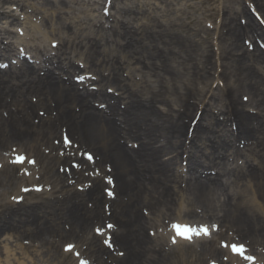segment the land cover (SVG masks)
Here are the masks:
<instances>
[{
    "label": "bare ground",
    "instance_id": "bare-ground-1",
    "mask_svg": "<svg viewBox=\"0 0 264 264\" xmlns=\"http://www.w3.org/2000/svg\"><path fill=\"white\" fill-rule=\"evenodd\" d=\"M248 1L264 17V0ZM18 2L11 0L10 3ZM98 3L104 5L100 0ZM4 13L18 16L14 11ZM240 14L249 15V20H240ZM110 16L103 18L109 20ZM151 16L154 20L144 26L150 30L141 36L138 29L131 25L125 27L115 15L112 33L121 31L122 39L119 36L118 40L102 41L97 39L98 34L101 38L107 35L110 38L113 34L108 33L105 23L96 29L97 24L91 22L95 16L91 13L88 26L80 32L75 31L72 21L59 17L61 29L73 37L69 40L65 36L53 37L61 40L62 48L56 49L55 56L48 55L45 63L27 68L13 65L14 44H3L5 38L0 37V63L9 62L8 67L0 64V233H8L11 238L15 234L24 253L30 248L23 246L24 239L43 236L51 241V247L57 248V238L73 239L64 247L74 242L81 250L85 246L84 252L93 264H170L167 260L170 247L166 250V244L151 235L152 225L147 224L153 221L156 212L171 215L176 209L194 218L196 223L209 219L218 225L212 239L178 245L174 252L179 261H187L191 250L199 259L190 264H203L202 254L204 258L209 256L210 262H221L219 256L226 252L215 246L216 236L227 237L231 232L243 240L248 237L246 240L254 251L264 250V51L259 46L254 51L244 47L250 36L254 41L264 42V26L249 11L242 10L236 15L230 7L223 10L217 58L221 61L219 78L224 86L220 91L222 110L219 109L218 115L207 112L209 108L204 100L197 101L194 109L195 98L184 91L178 66H174L176 62L191 60L186 57L191 49H195L200 59H209L211 52L200 48L194 39L197 29L187 31L179 23L164 21L156 14ZM33 28L43 34L38 26ZM52 32L56 34V29ZM90 34H95L92 40ZM80 37L82 41L78 42ZM29 40L34 42L28 44L29 52L46 51L41 45L51 44L47 37ZM76 47L84 49L89 63L99 73L93 83L99 90H89L86 85L80 89V84L64 77L72 73L63 74L66 65L75 61L67 50ZM178 47L185 59L178 60L175 50ZM110 50L119 54L109 53ZM124 65H135L136 71L153 75L159 89L132 88L135 85L131 76L122 78L114 73L124 71ZM157 66L161 67L162 74ZM105 67L111 73L105 74L103 70L100 74V69ZM230 69L237 82L230 80ZM193 72L196 77L201 74L199 70ZM163 75L167 80L161 84ZM171 80L175 81L172 92ZM111 83L123 98L104 92L106 84ZM248 95L251 96L249 105L244 101ZM95 102L106 104V109H100ZM250 105L257 111L251 112ZM193 110L200 117L197 123L189 119ZM63 133L71 138V144L55 146L54 137H62ZM242 140L244 149L240 147ZM61 147L66 148L65 154L58 152ZM13 151L18 156L29 154L28 158H35V162L13 164L5 157ZM82 151L94 154L96 168L101 166L99 174L94 175L87 169V165L92 166L86 157L79 156ZM185 152L188 154L183 155ZM183 158L187 160L185 167L180 164ZM73 161L79 162V170L84 173L78 167L70 174L60 172V166ZM102 175L113 179L110 189L116 193L115 200L103 192ZM72 178H77L78 183H71ZM88 182L91 184L85 191L73 190V186L78 188ZM28 184L33 189L37 185L52 184V196L33 200L39 193L26 190L24 185ZM236 184L238 188L232 192ZM19 196L23 197L21 203L15 200ZM142 203L147 206L139 212ZM106 219L115 225L113 242L117 251L125 252L123 256L104 246L102 239L106 238L95 234ZM25 235L31 238H20ZM257 252L262 255L261 251ZM67 257L63 251L62 260L56 261L75 264L67 263ZM233 259L239 258L233 255Z\"/></svg>",
    "mask_w": 264,
    "mask_h": 264
},
{
    "label": "rangeland",
    "instance_id": "rangeland-1",
    "mask_svg": "<svg viewBox=\"0 0 264 264\" xmlns=\"http://www.w3.org/2000/svg\"><path fill=\"white\" fill-rule=\"evenodd\" d=\"M55 3L50 2L49 0H20L16 5L10 3V1L6 0H0V37H4V41L10 42L14 44V49L16 51L12 52L17 56L16 54H24L28 56H34L35 59L39 60L43 63H45L47 59V55H50V50L47 51H36L33 50L32 52L30 48L26 47L30 43L31 45L34 44L32 40H29V38H48L51 42L48 45H41L45 46L48 49L54 47V44L52 41L54 39L57 40V42H61V40L57 38H53L55 36H65L67 37V40L71 39L73 37V34L68 32L65 33L63 29H61L60 24H59V17H63L68 21H72L74 23V28L75 31L80 32L85 29L88 26V22L90 17V13L95 16V18L91 21L93 25H96V29H100L102 23H105V25L108 27V33L113 34V22H114V16L116 15L117 17L120 18V20L123 21L125 27H130V25L133 27V29H138L139 33H146L147 30L149 31L150 29H144V26L149 24L150 21H153V17L151 15H159L162 20L164 21H169V22H174V23H179L183 26L184 29L187 31L193 30L194 28L197 29V32L195 31V40H197V44L200 46V48L204 47L205 49L207 48L210 52L211 55L209 59L207 60H202L200 59V56H197L195 49H191L188 52V55L186 54L187 59L191 57V60H186L183 63L176 62L175 65L178 66L179 69V74L182 79V87L185 92L191 94L194 96V109H195V103L200 100H204L205 104L208 106V110L211 114H219V109L222 110L221 106L219 104H222V99H221V92L222 87L224 86L223 81H220L221 79L219 78V73L221 72V67L218 66L219 62H221L219 58V44L221 42V33H220V26H221V21H222V14L223 10L228 7L233 10V12L237 15L238 12L242 10H246L247 12L249 11L254 18L261 23L264 26V17L263 14L260 12H257L253 6V4L250 3V1L247 2V0H100L101 2H104V5L99 4V0H64V2L60 3V0H53ZM251 4L249 6V4ZM31 6L29 8L23 9V7ZM97 6V7H96ZM112 6L114 8H112ZM98 11H94V9H97ZM7 11H14L18 16L16 18L12 16H8L7 14H3V12ZM36 11H40V13L35 14ZM111 14V16H110ZM136 15V19H133V17ZM102 16V17H101ZM103 16H110L109 20H104L105 17ZM240 20L241 19H248L249 20V15H239ZM75 18V19H74ZM127 20L125 21L124 20ZM110 21V22H109ZM251 21V19H250ZM246 23V22H245ZM244 23V24H245ZM34 24H37L43 31V34L36 33L33 29ZM195 26V27H194ZM93 27V26H92ZM193 27V28H192ZM18 28H23L25 32L28 31V35L24 38H21L18 34H13L10 32H18ZM53 29H56V34L52 32ZM181 30L182 31H184ZM10 30V31H9ZM22 30V29H21ZM199 31V33H198ZM186 34V33H185ZM45 35V36H43ZM76 35V34H75ZM116 35V37H114ZM122 32L119 30L116 31L113 36L110 38L105 36L104 38H101L98 34L97 39L99 41L102 40H114V38H117V40L122 39ZM49 36V37H48ZM79 36V35H78ZM90 40L95 37V34H90L89 35ZM78 42L82 41V38H78ZM214 43L215 45L212 46ZM252 42V43H251ZM26 45V46H25ZM263 48L264 49V42L262 40L254 41L253 38L250 36L249 39H246V42L244 44L245 49H250V51H254L257 47ZM206 49V50H207ZM244 49V50H245ZM176 50V56L178 57V60H182L183 57L185 59V54L184 52L178 48ZM213 50V51H212ZM69 55L75 60L74 62H68L69 65L65 67V69L62 71L63 74H68L72 72L70 75H64L65 78L74 80V82H77L80 84V89H84V85L87 86V82L85 81L86 78L92 77V78H99V73L93 68V65L91 62L89 63L88 59L86 58V53L84 49L80 48H75L73 49H68ZM242 52V51H241ZM240 52V53H241ZM109 53L112 54H119L118 51L116 50H110ZM217 54V56H216ZM24 57L23 55H21ZM20 57V56H19ZM199 58L200 61H197V58ZM214 57V58H213ZM218 57V58H217ZM196 58V65H193V61ZM17 60L18 65H22L23 67L27 68L26 66H38L36 62L30 63L26 59H19L15 58ZM35 59L32 58V60L35 61ZM149 59H145V61H148ZM199 63V64H198ZM198 64V66H197ZM74 66V67H72ZM194 67V68H192ZM68 68V69H67ZM136 66L135 65H128L127 69L122 71L121 69L119 71H115V74H118L119 76H122V78H127V76H131L133 80V86L132 88L134 89H141V90H146L150 91L159 89L158 85L159 82L153 78L150 73L147 71L143 70H135ZM103 70L105 71V74L111 73V70L107 69L105 67L100 69V74L103 73ZM158 72L162 74L161 67L157 66ZM195 70H199L201 74L199 76H195L194 72ZM74 71V72H73ZM230 80L232 82H237L236 78L232 77L233 72L230 69ZM229 72V71H228ZM113 73V72H112ZM198 77H201L199 79ZM109 78V77H107ZM162 81L161 84H164L165 81L167 80L166 76L163 75L160 77ZM169 80V79H168ZM92 82V81H91ZM220 82V83H219ZM94 83V81L92 82ZM219 83V84H218ZM170 84L172 86V90L170 89V92L175 91V81L171 80ZM92 88H96L99 90L98 85L96 84H90ZM89 86V87H90ZM150 88V89H147ZM95 90V91H97ZM213 90L214 92H212ZM108 95L113 94L115 97L118 98H123L121 96V92H118L116 88L113 86V84H106V89L104 91ZM209 92V93H208ZM250 97L251 96H245L244 101L248 105L250 104ZM144 97H141L143 99ZM213 99L220 100V102H215ZM248 99V100H247ZM122 104V108L125 107V102L124 100ZM202 102L199 103V105H202ZM99 103V102H97ZM161 107H164L162 105H159ZM249 108L252 109L250 106ZM202 111V109L199 110V112ZM43 114V112H41ZM191 117L189 118L190 120L194 119L193 122L197 123L200 120L199 114L193 110L191 112ZM234 129H236L235 125H232ZM190 135V132H189ZM121 136V135H120ZM66 140H62L60 136L54 137V145L57 147L61 146V143H66ZM245 141H241L240 147L245 146ZM187 143V142H186ZM59 153L65 154V148H60L58 150ZM81 152L80 156H84ZM184 155L188 154L187 152L183 153ZM11 156H14L12 154ZM58 157H62L60 155H57ZM85 157L89 159V155L86 154ZM88 163L92 166L89 167L87 165V169L89 171H92L91 173L96 171H100V167L96 168L95 160L92 159L88 161ZM181 163L183 166H186L187 161L186 160H181ZM79 165V169H81V166L79 162H71L70 165L67 166H60L59 170L60 172H64L66 174H70L72 172V168L75 166ZM76 168V167H75ZM78 169V170H79ZM83 172L82 170H79ZM84 173V172H83ZM106 176V175H104ZM103 176V179L105 178ZM79 177V176H78ZM109 177L105 178V183L108 182ZM234 179V178H232ZM77 179L72 178L71 183H76ZM111 181V180H110ZM237 185V184H236ZM107 186L105 184L103 186V192L104 188ZM32 186L24 185V188L26 190H29ZM36 189L35 191L38 194V196L33 198L39 199L41 196L46 197L47 195L51 197L52 195L50 194L52 192L53 185L49 184L48 188L40 185V186H35ZM82 187L79 185L78 188L76 186H73V190H79L82 191ZM238 188L233 187L231 189L232 192L236 191ZM50 190V191H49ZM20 197V196H19ZM15 197V200H17L19 203H21L18 198ZM223 197V196H222ZM32 198V196L30 197ZM143 206H147V203H142L138 207V211L141 212V208ZM186 208V205L183 204V209ZM109 208L107 207V210ZM145 210V209H144ZM143 210V212H144ZM153 221H151L148 226L152 225V229H150L151 235L154 236V238L159 237L161 238L162 243L166 244L164 245L165 249L168 250L167 248L170 247L168 251V261L170 264H185L188 263L190 264L192 261L193 263H196V259H199L198 255H195V253H192V251H188V256H187V261L184 259H181L180 261L176 257L177 254H175L174 250L178 247L177 242H174V239L171 234V227L170 224L172 221L176 220H185L189 222H193L195 219L185 215L184 212L181 211V209H176L174 212H172L171 215L167 214H161V213H155V216L152 217ZM164 219V220H163ZM172 220V221H171ZM109 219H106L101 225H104L105 227L107 226L108 230H111V227L109 228L112 223H108ZM205 221L210 222L209 225H211L212 220H201L200 222ZM63 225V223H62ZM157 226L158 228H155ZM215 229H217V225H215ZM63 227L66 229V224ZM148 228V227H147ZM148 233V230H147ZM11 234V233H10ZM14 234V233H13ZM92 235V234H91ZM48 236V235H47ZM231 238L223 237L219 240H217V246H221L219 241L224 239L225 242H230V241H242L244 242L245 240H241L239 238H235L234 235H230ZM10 238V239H9ZM20 238H31L27 235L21 236ZM248 238V237H247ZM246 238V239H247ZM18 239V241L16 240ZM33 240L30 239H24L23 246L30 247L29 251L27 253H24L20 249V239L15 237V234L10 237L8 233H0V264H58L60 260V255L63 253L64 250V243L72 241L73 239H65L62 240L63 238H57L55 242L59 245L58 248L57 246L51 247V241H47L48 238H45L43 236H38V238H32ZM49 240V239H48ZM75 243V242H74ZM108 243V242H107ZM245 243V242H244ZM106 244V243H105ZM75 245V250L73 249L72 251L67 252L68 257L66 258L67 263H75V264H93V260L91 261L84 252L85 246L81 247L77 246L76 243ZM115 245V243H114ZM182 246L185 245L184 243L181 244ZM107 246V244H106ZM9 251H8V250ZM78 249V251L76 250ZM173 251L172 254H170ZM124 251H121L122 253ZM125 253V252H124ZM197 254V253H196ZM199 254V253H198ZM167 256V255H166ZM201 259L203 261V264H211L209 259V256L204 258V254H202ZM220 258L224 257V255L220 254ZM53 260H52V259ZM33 259V260H32ZM58 259V262L56 261ZM47 260L49 262H47ZM172 261V263L170 262ZM94 264H97L94 262ZM221 264V263H220Z\"/></svg>",
    "mask_w": 264,
    "mask_h": 264
},
{
    "label": "snow or ice",
    "instance_id": "snow-or-ice-1",
    "mask_svg": "<svg viewBox=\"0 0 264 264\" xmlns=\"http://www.w3.org/2000/svg\"><path fill=\"white\" fill-rule=\"evenodd\" d=\"M65 139H66V141H67V137H66ZM67 142L70 143V141H67ZM89 159H92L91 155H89ZM24 160H25V157H23V156H18L15 162H16V163H23ZM31 162L34 163V161H31ZM109 227H111V225H110ZM174 227L179 228V226H174ZM202 231H203V233H204L205 235L208 234V229H207L206 226L202 229ZM195 234H196V235H200V231H197ZM183 235H184V238H185V239H189V240L191 239V235H188L187 233H184ZM174 242H175V240H174ZM70 247H71V246H69V248H70ZM232 248H233V251L236 252V253L243 254V252H244V246H243V245H239V246H237V245H233ZM247 258L250 259V260H251V259H254L253 257H247ZM85 264H86V262H85Z\"/></svg>",
    "mask_w": 264,
    "mask_h": 264
}]
</instances>
